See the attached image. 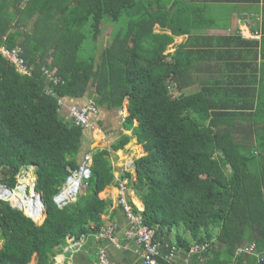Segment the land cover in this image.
Returning <instances> with one entry per match:
<instances>
[{
  "label": "trees",
  "instance_id": "obj_1",
  "mask_svg": "<svg viewBox=\"0 0 264 264\" xmlns=\"http://www.w3.org/2000/svg\"><path fill=\"white\" fill-rule=\"evenodd\" d=\"M160 1L0 0V47L17 48L28 69L19 72L0 53V186L14 189L21 172L35 166L43 202L36 223L0 199V264H53L67 238L95 240L111 206L100 196L115 182L110 157L132 136L144 155L133 161L135 177L124 172L121 179L139 198L143 209L131 206L155 242L187 254L192 244L207 243L191 254L204 264H264V78L252 94L204 87L185 93L194 82L186 49L165 51L189 29L165 20L169 8ZM157 24L162 32H154ZM108 25L120 26H109L103 45ZM241 95L250 101L239 102ZM89 99L98 108L91 118L97 128L126 100L121 128L131 135L91 150V130L74 126L69 115L71 105ZM82 151L92 154L85 192L58 207L54 195ZM178 227L193 243L178 235L170 244ZM250 244L251 253H237Z\"/></svg>",
  "mask_w": 264,
  "mask_h": 264
},
{
  "label": "crops",
  "instance_id": "obj_2",
  "mask_svg": "<svg viewBox=\"0 0 264 264\" xmlns=\"http://www.w3.org/2000/svg\"><path fill=\"white\" fill-rule=\"evenodd\" d=\"M163 3L169 8L168 13L165 10L164 19L167 20V17L171 16L174 26H187L186 29H189L184 34L174 36L173 43L169 46L173 47L171 52L178 46L186 49V57L190 62L189 77L194 80L187 89L198 88L192 90L191 93L199 91L200 87H204L213 90L247 89L252 94V90L259 87V79L264 78V0H161L159 2V4ZM158 26V24L155 25L159 29L157 32H162ZM164 32L170 34L169 30ZM187 89L184 91L185 93ZM223 96L227 99L231 94H223ZM242 100L249 102L250 98L241 95L239 102ZM65 107L68 108V105ZM122 110L127 115V101ZM65 113L68 115L67 112ZM115 115L112 114V119L111 117L110 119H103L105 128H98L99 131L96 135H102V140L105 139V134L111 137V141L119 137V132L122 129L121 124L118 125L119 130L113 128L117 127L113 118H118L119 111ZM135 124H137L136 121ZM124 131L122 134H126ZM88 138L89 148H97L95 147V142H97L95 136L91 135ZM83 151L80 152V157ZM116 152L115 157L117 155L119 163L113 164L115 182L108 186L104 192V198L111 200V206L104 223L111 221L116 225L115 236L120 246L116 248L106 241L94 239L88 242L89 239L86 238L83 239L77 252L64 253V264H97V252L100 248L105 250L110 264H142L139 246L133 241L124 239L123 234L128 228L129 221L122 207L118 204V194L120 185L127 183V181L123 183L126 178L121 179V174L130 172L135 177L134 165L130 170L123 171L121 174L119 173L120 166L127 165L129 161L133 164V161L144 153L137 144L135 136L131 137L123 150ZM127 156L130 157L129 161H122ZM125 193L129 205L132 204L138 206L140 210L143 209L142 204L141 206L138 205L139 198L130 188H127ZM178 235L193 243L189 232L183 227H178L171 232L170 244L175 245V237ZM158 244L157 260L158 264H161L160 260L166 261L165 255L171 247L167 243ZM175 250L174 261L177 264H182L185 261L189 264H204L203 259L192 260L190 253L182 252L178 248ZM58 262L56 264H63L61 260ZM30 264H35V258Z\"/></svg>",
  "mask_w": 264,
  "mask_h": 264
},
{
  "label": "built area",
  "instance_id": "obj_3",
  "mask_svg": "<svg viewBox=\"0 0 264 264\" xmlns=\"http://www.w3.org/2000/svg\"><path fill=\"white\" fill-rule=\"evenodd\" d=\"M0 49L3 48L0 47ZM0 53L3 56L6 55L5 57L11 60L15 64L19 72L23 74L28 73V69L22 64L23 60L18 57L17 48H13L10 51L3 49V51H0ZM45 73L48 75L49 80L54 79L53 82L55 83L58 81V78H53L51 74L48 73L47 71H45ZM48 92L49 90L46 91V93ZM58 103L61 105L62 102L59 100ZM97 113H98V108L95 102L91 99H89L88 102L84 105L81 106L71 105L69 107V115L72 124L74 126H78L86 130H91L92 132L95 130L96 127L91 118L92 115H95ZM91 163H92L91 152H85L81 157L77 169L72 170L70 172L65 183L60 187L56 196L54 195L57 202L66 200L67 202L63 203L64 206L67 203L75 200V197L81 192L82 188H85L87 185L86 181L89 179L91 173L90 172ZM1 188H5V187L0 186V190ZM66 189H69V191L66 194V197H61L60 194L63 193L64 190ZM125 191H126L125 184H121L119 187L118 204L122 207L129 221L128 228H126L123 234L124 239L128 241H133L139 246L142 257V264H158L157 256L159 254V244L154 241L155 232L153 229L142 224L140 215L134 213L132 206L129 205L126 199L124 198ZM115 232H116V225L111 221H107L103 224L101 229L94 235V238L97 241H103V242L106 241L107 243H110L114 245L116 248H118L120 245L117 242L118 239L115 236ZM82 241H83V236H81L79 239H75L74 237L67 238L66 245L62 249V255H64V253L66 252H69L71 254L77 252L81 247ZM206 247H207V243H203L200 245L192 244L190 246L189 253L195 254L202 252L203 250L206 249ZM253 249H254V244H250L247 247L238 248L237 253L238 254L242 252L251 253ZM175 253H176L175 247L172 246L165 255L166 258L165 260L169 262V264H177L174 261ZM260 261L264 262V258H262ZM97 264H110L106 252L103 248H100L97 252ZM182 264H189V262L185 261Z\"/></svg>",
  "mask_w": 264,
  "mask_h": 264
},
{
  "label": "rangeland",
  "instance_id": "obj_4",
  "mask_svg": "<svg viewBox=\"0 0 264 264\" xmlns=\"http://www.w3.org/2000/svg\"><path fill=\"white\" fill-rule=\"evenodd\" d=\"M27 0H23V4L26 2ZM21 6H22V3H21ZM109 26H111V28L113 27V26H120V25H108L106 28H105V30H104V32H103V34H102V36H101V38L99 39V43L100 44H103V45H105V44H108V42H109V37H110V33H111V28L109 27ZM159 29L158 28H154V31H158ZM173 50V47H171V46H168V48H167V50L165 51V52H171ZM0 51H3V49H0ZM6 56V55H5ZM198 88L197 87H192V89L190 88V89H187V91H186V93H191L192 92V90H197ZM124 106H126V100L124 101V103H123V106H122V109H124ZM121 117H123V116H125V112L123 111V110H121ZM114 116H116L115 114H114ZM114 119V121H116V123H117V127H113L115 130H119L120 128L118 127V125H120L121 124V122H122V119L121 118H117V117H114L113 118ZM115 123V124H116ZM121 126V125H120ZM113 128H110V129H113ZM98 129V128H97ZM96 128H95V130H94V132H92L91 133V135L92 136H95V139H96V141L97 142H95V147H97L98 148V146H99V148H101V149H103V148H106V147H109V144L112 142L110 139H111V137L110 136H108L107 134H105L106 135V137H105V139L104 140H102L101 139V136L102 135H96V134H98V132L97 131H99V129L97 130ZM104 130V129H103ZM123 131H124V129H121V132H119V133H123ZM126 134H128V135H130V133H131V131L129 130L128 132H126V131H124ZM116 154H117V152H115ZM115 153L113 154V155H111V157H110V160H112L113 162H112V164H117V163H119V160H117V155H116V157H115ZM119 155V154H118ZM129 158L130 157H125V158H123L122 159V161H129ZM117 160V161H116ZM116 161V162H115ZM115 162V163H114ZM126 164H127V162H126ZM113 165V166H114ZM129 165V166H128ZM133 167V164H132V162H130L129 161V163L127 164V165H124V166H120V168H119V173L121 174L123 171H127V170H130L131 168ZM116 172V171H115ZM134 172V171H133ZM23 177H25V178H28V187H27V191H28V189H31V187H32V184L35 182V179H36V174H35V166H30V167H28V168H26V169H24L22 172H21V174L19 175V177H18V184H17V186L19 185V182H20V178H23ZM127 181V179L126 180H124V182L123 183H125ZM16 191V190H15ZM85 192V188H82V190H81V192L80 193H84ZM104 192H105V190L100 194V196L101 197H103L104 198ZM127 193V192H126ZM126 193L124 192V195H125V199L127 200V198H126ZM27 194L28 195H30V193L29 192H27ZM34 195V194H33ZM27 198H31V197H27ZM2 200H5L4 198L2 199ZM5 201H8L10 204H11V202L7 199V200H5ZM17 205V207H21V205H19V204H16ZM138 205L139 206H141V202H138ZM136 207V206H135ZM136 208H138V206L136 207ZM23 209V208H22ZM139 209V208H138ZM38 222V221H37ZM39 223V222H38ZM0 245H1V243H0ZM62 253H59L56 257H58L57 259H58V261H63V264H64V260H63V258H62ZM59 258H60V260H59ZM92 259V258H91ZM56 262H57V260L55 259V263L54 264H56Z\"/></svg>",
  "mask_w": 264,
  "mask_h": 264
},
{
  "label": "bare ground",
  "instance_id": "obj_5",
  "mask_svg": "<svg viewBox=\"0 0 264 264\" xmlns=\"http://www.w3.org/2000/svg\"><path fill=\"white\" fill-rule=\"evenodd\" d=\"M20 182L18 185L17 190H7L6 188H1L0 190V197L5 200H9L13 206H16V204L21 205L19 208H23V212L30 216L31 218L35 219L36 221H40L42 217V209L40 207V202L36 196L32 192V189H28V178H20ZM69 189L64 190L63 193H61V197H66L67 192ZM27 192L30 193V195L27 194ZM34 194V195H33ZM31 197V198H27Z\"/></svg>",
  "mask_w": 264,
  "mask_h": 264
},
{
  "label": "water",
  "instance_id": "obj_6",
  "mask_svg": "<svg viewBox=\"0 0 264 264\" xmlns=\"http://www.w3.org/2000/svg\"><path fill=\"white\" fill-rule=\"evenodd\" d=\"M134 172H135V169H134ZM31 189H32V192H33L34 194H36V196H37V198H38V200H39V202H40V207H41V209H42V211H43V202H42V199H41V195H40V193H37V192L35 191L34 183L32 184ZM13 190H17V186H16ZM56 194H57V193H56ZM56 194H55V196H56ZM55 196H54V200H55V202H56V204H57L58 207H62V206H63V203H66V202H67L66 200L57 202L56 199H55ZM10 205H11L12 207H14L12 204H10ZM25 215H27V214H25ZM42 216H43V212H42ZM31 219H32V218H31ZM32 220H33L34 222L37 223V221H36L35 219H32ZM41 220H42V217H41ZM41 220H40V222H41Z\"/></svg>",
  "mask_w": 264,
  "mask_h": 264
},
{
  "label": "clouds",
  "instance_id": "obj_7",
  "mask_svg": "<svg viewBox=\"0 0 264 264\" xmlns=\"http://www.w3.org/2000/svg\"><path fill=\"white\" fill-rule=\"evenodd\" d=\"M96 106H97V105H96ZM121 110H122V109H121ZM121 110H119V116H120V118H121L122 121H123L124 117H126V114H125V116L121 117V115H122V114H121ZM127 114H128V113H127ZM95 127H96V126H95ZM96 129H97V127H96ZM91 133H92V131H91ZM93 149H94V148H93ZM91 150H92V149H91ZM87 152H91V151H87ZM84 153H85V152H83V154H84ZM83 154H82V155H83ZM82 155H81V157H82ZM81 157H80V160H81ZM17 181H18V180H17ZM17 183H18V182H17ZM16 186H17V185H16ZM16 186H15V187H16ZM5 188H6V187H5ZM7 189H8V190H13V189H9V188H7ZM0 199H2V198L0 197ZM55 203H56V202H55ZM14 207H15V206H14ZM15 208H17V207H15ZM17 209L23 211L22 208H17ZM23 213H24V212H23ZM24 214H25V213H24ZM26 216H27V215H26ZM38 222H40V221H38ZM38 222H37V223H38ZM254 247H255V246H254ZM253 250H254V249H253ZM61 253H62V252H61ZM57 255H58V254H57ZM57 255H56V256H57ZM56 256L54 257V262H53V264L55 263V259L57 258ZM63 256H64V255H63ZM63 256H62V258H63ZM56 260H58V259H56ZM57 263H59V262L57 261Z\"/></svg>",
  "mask_w": 264,
  "mask_h": 264
}]
</instances>
